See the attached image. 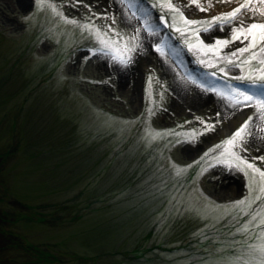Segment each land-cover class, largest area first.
Wrapping results in <instances>:
<instances>
[{
    "label": "rangeland",
    "instance_id": "rangeland-1",
    "mask_svg": "<svg viewBox=\"0 0 264 264\" xmlns=\"http://www.w3.org/2000/svg\"><path fill=\"white\" fill-rule=\"evenodd\" d=\"M151 1L166 26L146 0H0V264L259 259L250 246L264 242V134L254 127L264 113L234 105L239 92L264 99V83L246 78L264 51L257 35L232 56L247 41L216 42L237 21L210 23L248 0H199L203 12ZM250 9L245 24L264 21V4ZM86 25L118 55L131 48L132 64L118 67ZM200 91L207 102L192 103ZM245 121L252 135L234 151L253 169L222 163L217 147Z\"/></svg>",
    "mask_w": 264,
    "mask_h": 264
},
{
    "label": "snow or ice",
    "instance_id": "snow-or-ice-1",
    "mask_svg": "<svg viewBox=\"0 0 264 264\" xmlns=\"http://www.w3.org/2000/svg\"><path fill=\"white\" fill-rule=\"evenodd\" d=\"M39 2L42 3V0H39ZM185 3H187V0H184ZM224 2H231V0H224ZM253 2V0H248L247 3H244L241 7H237L231 12L228 13H222L219 16H214L210 23L217 24L221 21H237V28L236 31L233 33V36L230 39L226 40H220L217 41V47L220 46H227L230 42H235L237 40L241 41V43H244L247 41L248 46L244 47L242 49H237L234 51L231 55L232 56H243L244 53L251 52L252 49L256 48L257 45V35L259 36V41L262 45L261 48L256 49V51H264V21L258 22L256 20V17L253 15H250L248 17L249 22L247 24L244 23V21L241 19V16L243 15L241 8L247 11H254L250 9V4ZM260 3L264 4V0H259ZM76 3H83V0H76ZM191 4L194 5L196 8L199 9V11L203 12L205 11V7L201 6V3L199 0H191ZM50 8H52L53 12H55L57 15H62L57 9L55 8V5L49 4ZM167 7L170 10H175L173 5V0H168ZM183 16V14L181 13ZM259 15L264 16V11L259 12ZM66 22L70 23H76V21H69L67 20V17H64ZM184 23L189 26H195L199 23L198 20L195 19H189L187 17H184ZM85 29L88 31H94L95 34L98 37V43L102 46V51L107 52L113 60L116 62L117 66L120 68H128L132 64V58L129 55H125L124 53H129L132 51L131 48H128L127 46L122 49V54H117L116 50L111 47L106 39H100L101 30L95 29L93 30L90 26H85ZM179 31V29H178ZM105 37H107V33H103ZM116 37H118V34H114ZM211 51V49H209ZM223 58V57H221ZM255 59V53L253 52L251 57L246 59L244 63H251L252 60ZM229 62L231 63V59H229ZM261 64H264V60L260 61ZM251 83L257 84V83H264V67L257 68L255 70V74L249 73L246 77ZM237 79H245V77H237ZM238 98L235 101L234 106L239 105H249L254 104L257 111L260 113H264V99H258L254 98L253 96L245 93V92H239L237 94ZM214 127V125H205V130H211ZM250 124L249 122L245 121L242 126L235 130L234 133H230V138L224 142V145H217L218 148L221 149L219 153V158L222 163L228 164L230 167L235 166L237 168H240L241 165H245L247 168L253 169V165L251 163H248L246 160H244L242 157L236 155L234 149L237 147H240L243 143L247 142V137L252 135V133L248 132ZM246 151V149H245ZM261 158V157H258ZM243 170V169H241ZM254 171H259L257 169H254ZM261 177H264V172L260 173ZM242 203V202H241ZM255 219V217H253ZM247 231V228L244 229ZM261 240L264 241V232L261 233ZM251 248H254L259 253V259L256 261V264H264V242H262L260 245L250 246ZM243 264H253V261H243Z\"/></svg>",
    "mask_w": 264,
    "mask_h": 264
},
{
    "label": "bare ground",
    "instance_id": "bare-ground-1",
    "mask_svg": "<svg viewBox=\"0 0 264 264\" xmlns=\"http://www.w3.org/2000/svg\"><path fill=\"white\" fill-rule=\"evenodd\" d=\"M169 67V65H167ZM171 70V67L169 68ZM174 85L176 87V90L178 92V94H180L182 91H187V84L184 83V80L182 78H177L176 82H174ZM208 99V95H203L202 91H200L199 93H197L196 96L193 97V99H191V102L194 104H199V103H204L207 102ZM230 108H227V111ZM231 110V109H230ZM255 130V135H259V136H263L264 134V116L260 117V119L258 120L257 124L254 127Z\"/></svg>",
    "mask_w": 264,
    "mask_h": 264
},
{
    "label": "trees",
    "instance_id": "trees-1",
    "mask_svg": "<svg viewBox=\"0 0 264 264\" xmlns=\"http://www.w3.org/2000/svg\"><path fill=\"white\" fill-rule=\"evenodd\" d=\"M163 13V12H162ZM164 14V13H163Z\"/></svg>",
    "mask_w": 264,
    "mask_h": 264
},
{
    "label": "water",
    "instance_id": "water-1",
    "mask_svg": "<svg viewBox=\"0 0 264 264\" xmlns=\"http://www.w3.org/2000/svg\"><path fill=\"white\" fill-rule=\"evenodd\" d=\"M184 51V50H183Z\"/></svg>",
    "mask_w": 264,
    "mask_h": 264
}]
</instances>
